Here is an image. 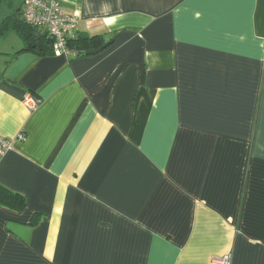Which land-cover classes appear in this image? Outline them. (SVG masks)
<instances>
[{"label":"crops","instance_id":"1","mask_svg":"<svg viewBox=\"0 0 264 264\" xmlns=\"http://www.w3.org/2000/svg\"><path fill=\"white\" fill-rule=\"evenodd\" d=\"M59 1L109 43L0 38V264H264V0Z\"/></svg>","mask_w":264,"mask_h":264},{"label":"trees","instance_id":"2","mask_svg":"<svg viewBox=\"0 0 264 264\" xmlns=\"http://www.w3.org/2000/svg\"><path fill=\"white\" fill-rule=\"evenodd\" d=\"M23 0H0V38L9 33L16 34L21 42V50H31L36 54H54L53 39L45 31L27 23L22 16ZM109 42L102 35L75 32L67 37L68 47L73 50L71 57L82 56L100 50ZM0 204L14 210L25 207L24 198L16 192L0 185ZM39 215H34L30 224H35Z\"/></svg>","mask_w":264,"mask_h":264},{"label":"built area","instance_id":"3","mask_svg":"<svg viewBox=\"0 0 264 264\" xmlns=\"http://www.w3.org/2000/svg\"><path fill=\"white\" fill-rule=\"evenodd\" d=\"M22 16L27 23L48 33L53 39L55 55H74L68 47L67 37L75 32L79 19L77 15L66 12L59 0H23ZM22 101L30 110L36 109L40 103L31 92H26ZM12 143L11 138L0 137V156L12 148ZM218 262L231 264L232 253L224 254Z\"/></svg>","mask_w":264,"mask_h":264}]
</instances>
